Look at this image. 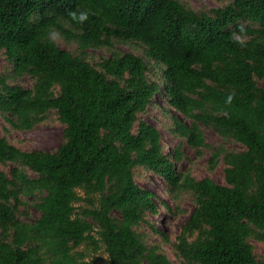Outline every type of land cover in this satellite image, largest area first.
Returning <instances> with one entry per match:
<instances>
[{"label": "trees", "instance_id": "obj_1", "mask_svg": "<svg viewBox=\"0 0 264 264\" xmlns=\"http://www.w3.org/2000/svg\"><path fill=\"white\" fill-rule=\"evenodd\" d=\"M53 29L77 54L55 43ZM130 41L144 58L113 49ZM103 47L109 57L90 64L85 51ZM2 50L12 72L0 74V113L29 130L55 111L63 128L54 151L0 137V164H12L0 170V264H92L89 250L101 249L109 264H172L137 230L157 205L135 167L160 177L173 200L194 198L174 239L181 264H264L250 243L264 241V0L210 13L179 0H0ZM153 65L159 79L149 76ZM24 75L31 88L8 83ZM159 96L190 120L173 118L171 132L197 152L206 146L200 125L243 146L213 152L223 183L178 172L181 143L165 153L159 130L138 119ZM26 196L39 212L31 222L19 213Z\"/></svg>", "mask_w": 264, "mask_h": 264}, {"label": "rangeland", "instance_id": "obj_2", "mask_svg": "<svg viewBox=\"0 0 264 264\" xmlns=\"http://www.w3.org/2000/svg\"><path fill=\"white\" fill-rule=\"evenodd\" d=\"M179 1L194 11L206 13H210L212 9L225 6L231 2V0ZM51 38L60 48L77 54L76 45L73 42H68L63 39L60 30L53 29ZM113 49L118 52H130L142 58L145 57L144 47L136 42H115ZM84 54L86 60L90 64L95 65L102 59L108 58L110 50L107 47L100 49L90 48L87 49ZM161 70L162 67L160 66H151L149 75L151 79H159ZM11 72L12 66L4 50H2L0 52V74L10 76ZM8 83L11 85H19L24 88H31L33 80L27 75H24L17 78L8 77ZM6 117L7 116L0 113V137H4L9 144L20 150L32 151L39 149L43 151H54L61 143L63 124L58 120L55 111L49 112L45 120L35 124L29 130L15 129L10 122L6 120ZM173 118H177L184 124L190 122L189 119H186L175 110L169 108L160 96L155 103L148 106L144 112L138 114L139 120L146 121L159 130L162 147L165 153L171 154L173 148L181 143L180 150L183 154V159L178 162L173 161L178 172L189 173L197 180L209 178L216 183H223V159L220 157L215 167L211 168L210 158L213 152L220 147L224 148L226 151H241L243 150V146L231 139L222 138L215 132L213 127L200 125L206 146L199 148V152H197V149L190 147L184 140L172 134L171 128L173 127ZM11 167V163L0 164V170L4 171L6 174H9ZM26 172L29 176H34L30 171L26 170ZM133 173L136 184L141 188L151 191L157 205V213L154 215H146L145 222L141 223L137 230L146 235L145 239L149 245L159 244L161 251L167 255L172 264H181L180 260L176 257L173 245L180 225L186 222L195 207L192 194L189 192H182L176 200H173L168 192L167 184L160 177L143 167H135ZM80 195H82L81 191ZM23 201L25 203L19 208L20 218L31 222L39 216V212L34 206L36 199L26 196L23 197ZM76 205L82 206L84 203L79 202ZM164 205L169 206L172 211L166 209ZM114 215H117V213H114ZM150 226H154L158 230L164 232L168 240L163 241L161 236L151 231ZM250 243L254 254L258 258L264 257V241L250 239ZM82 248L83 246H81L79 250ZM86 260L91 261L92 264H109L108 256L103 252V249L99 250L97 253H92L89 250Z\"/></svg>", "mask_w": 264, "mask_h": 264}, {"label": "clouds", "instance_id": "obj_3", "mask_svg": "<svg viewBox=\"0 0 264 264\" xmlns=\"http://www.w3.org/2000/svg\"><path fill=\"white\" fill-rule=\"evenodd\" d=\"M86 18H87L86 15H82V16L80 17L81 21L85 20Z\"/></svg>", "mask_w": 264, "mask_h": 264}]
</instances>
